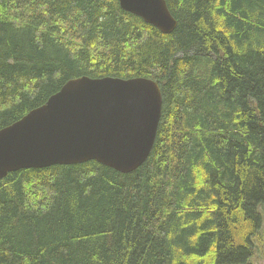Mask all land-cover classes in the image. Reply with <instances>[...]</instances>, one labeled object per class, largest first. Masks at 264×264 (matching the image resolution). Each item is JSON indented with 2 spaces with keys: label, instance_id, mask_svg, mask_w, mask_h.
I'll list each match as a JSON object with an SVG mask.
<instances>
[{
  "label": "trees",
  "instance_id": "16d2710c",
  "mask_svg": "<svg viewBox=\"0 0 264 264\" xmlns=\"http://www.w3.org/2000/svg\"><path fill=\"white\" fill-rule=\"evenodd\" d=\"M0 0V130L80 76L162 89L146 161L0 178V264H251L264 203V0Z\"/></svg>",
  "mask_w": 264,
  "mask_h": 264
},
{
  "label": "water",
  "instance_id": "95a60500",
  "mask_svg": "<svg viewBox=\"0 0 264 264\" xmlns=\"http://www.w3.org/2000/svg\"><path fill=\"white\" fill-rule=\"evenodd\" d=\"M164 33L178 24L166 0H118ZM160 84L148 77L87 75L0 130V178L22 168L90 160L122 173L138 169L154 146L162 115Z\"/></svg>",
  "mask_w": 264,
  "mask_h": 264
},
{
  "label": "rangeland",
  "instance_id": "374dc122",
  "mask_svg": "<svg viewBox=\"0 0 264 264\" xmlns=\"http://www.w3.org/2000/svg\"><path fill=\"white\" fill-rule=\"evenodd\" d=\"M262 214V226L257 234L253 236L254 254L250 259L251 264H264V203L259 206Z\"/></svg>",
  "mask_w": 264,
  "mask_h": 264
}]
</instances>
